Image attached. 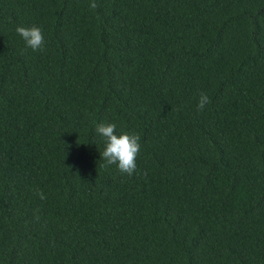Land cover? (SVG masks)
<instances>
[{
  "label": "trees",
  "instance_id": "1",
  "mask_svg": "<svg viewBox=\"0 0 264 264\" xmlns=\"http://www.w3.org/2000/svg\"><path fill=\"white\" fill-rule=\"evenodd\" d=\"M90 2L0 0V264H264V0Z\"/></svg>",
  "mask_w": 264,
  "mask_h": 264
},
{
  "label": "clouds",
  "instance_id": "2",
  "mask_svg": "<svg viewBox=\"0 0 264 264\" xmlns=\"http://www.w3.org/2000/svg\"><path fill=\"white\" fill-rule=\"evenodd\" d=\"M89 7L95 9L97 4L95 0H91ZM17 34L24 40L26 47L33 51H38L43 48L44 35L42 30L37 26L30 28L18 26L16 28ZM210 103L207 94L201 93L197 109L202 111L205 106ZM95 132L104 139L105 148L100 153L101 159L105 161L102 167L109 165H116L122 174L132 176L137 168L136 158L140 150V137L136 134H116L115 124L100 123L96 125ZM40 199H44L42 192L37 193Z\"/></svg>",
  "mask_w": 264,
  "mask_h": 264
}]
</instances>
